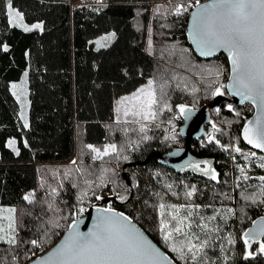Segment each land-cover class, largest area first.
Returning <instances> with one entry per match:
<instances>
[{
  "label": "trees",
  "instance_id": "trees-1",
  "mask_svg": "<svg viewBox=\"0 0 264 264\" xmlns=\"http://www.w3.org/2000/svg\"><path fill=\"white\" fill-rule=\"evenodd\" d=\"M84 1L71 7L70 0H11L27 24L43 25L25 32L9 23V0H0V208L16 211L15 243H0V264H27L40 256L39 248L48 251L76 219L78 205L104 192L113 209L129 215L178 264H194L187 247L183 259L172 251L189 240L197 245L207 241L195 264H264L259 251L264 239L244 235L264 216V182L259 179L264 155L241 138L252 106L218 101L191 141L188 166L174 169L152 156L185 146L180 105H209L218 97L215 88L227 84V57L199 58L189 44L187 25L197 0H190L193 6L182 15L174 9L187 7L189 0ZM108 34L113 35L110 43L98 47L96 40ZM25 72L28 128L10 88ZM149 81L159 101L155 119L124 116L122 110L131 103L125 101L121 110L122 99ZM221 91L229 98L226 87ZM109 144L117 152L99 159L87 147L103 152ZM204 168L209 174L200 171ZM173 215L187 217L183 231L188 235L173 232L165 241L160 221L171 230Z\"/></svg>",
  "mask_w": 264,
  "mask_h": 264
},
{
  "label": "snow or ice",
  "instance_id": "snow-or-ice-1",
  "mask_svg": "<svg viewBox=\"0 0 264 264\" xmlns=\"http://www.w3.org/2000/svg\"><path fill=\"white\" fill-rule=\"evenodd\" d=\"M192 6L190 0L187 7L183 4H178L174 9V14L182 15ZM196 7L198 10L191 13V35L200 50V54L209 56L217 50L223 49L228 53L231 62V83L228 85L219 84L215 88L213 95L222 96L223 92L221 89L227 87L233 95L241 97V103L247 100L256 104L258 100L259 104L257 107L264 114V0H212L211 3L204 5H200L199 0H197ZM7 11L9 23L12 26L21 27L25 32L33 29L42 30L43 25L40 23L32 25L31 28L19 23L17 18L22 20V14L12 8L11 0L7 4ZM4 50L7 51V46L4 47ZM220 74L222 73L218 70L217 76ZM25 76H27V73H25ZM12 87L16 88L17 85L14 84ZM125 101L131 103V108L124 111V116L142 117L144 120L155 119L154 108L159 104V101L155 91L152 89V81H149L147 89H139L132 97L124 98L121 103ZM163 107L171 110L167 104H164ZM228 107L231 110V105ZM179 108L186 117L192 111L186 108L185 105H180ZM117 111L119 112L120 110L117 109ZM21 119L24 120V127L27 128L28 122L23 111L21 112ZM143 130L142 127L141 131ZM172 139H175V137L173 136ZM244 139L253 147L264 150V116H258L255 124L249 121L248 126L244 128ZM14 143L15 141H9L8 146L12 147ZM87 147L96 154L94 159L117 152L115 144L107 145L103 152L92 145ZM235 151L240 152V148H235ZM253 155L255 154L253 153ZM124 159H127V157H124ZM203 163L207 164L208 162L204 161ZM260 166L264 167V164ZM194 167L199 168V164H195ZM200 171L209 174V169L207 168L200 169ZM243 171L241 169L242 173ZM211 178L216 179L214 172L211 174ZM244 179H248V177L245 176ZM259 179L264 182V176L259 177ZM104 183V177L102 176L100 177V184L103 185ZM52 191L55 193L56 190L53 189ZM194 191L195 189L193 188L187 195L191 196ZM95 198L100 200L103 197L96 196ZM24 199L31 202L30 196L26 195ZM119 199L123 200L125 197L121 196ZM160 207L161 216L163 217L164 205ZM172 207L176 208L175 205ZM9 211L14 212L15 210L9 209ZM79 211L83 212L84 209L81 208ZM97 212L96 224L92 230L81 233L75 223L70 225L68 235L49 254L47 259L52 260L53 264H171L168 257L161 254L142 233L133 227L129 218L124 216L123 213H116L111 207L97 209ZM190 215L191 213L189 212ZM9 219L8 228L14 231V220ZM171 219L176 221L171 230H168L170 225L167 221L163 218L160 221V230L164 233L165 241L172 238L173 232L187 237L188 233L183 231L184 221L187 217L180 219L173 215ZM212 219H215V217ZM253 223L255 224L256 222L254 221ZM187 227L190 229L191 224L189 223ZM204 227H207V225H204ZM2 231L4 229L0 226V232ZM244 235L245 237L252 236L253 239L258 236H264V219L260 222L258 232L253 233V230H249ZM0 239H3V237H0ZM7 242L14 244V237L9 238ZM31 243L34 246L38 244L36 240L31 241ZM244 243L247 245L248 240L245 239ZM206 244L207 241L197 245L189 240L186 245L182 244L180 248L173 246L172 251L178 252L183 259L186 255L183 249L187 247V251L191 253L195 264L197 252L202 251ZM259 251L264 253V243H260ZM251 255L252 253L249 252L248 256ZM39 264H45V262L40 261Z\"/></svg>",
  "mask_w": 264,
  "mask_h": 264
},
{
  "label": "water",
  "instance_id": "water-1",
  "mask_svg": "<svg viewBox=\"0 0 264 264\" xmlns=\"http://www.w3.org/2000/svg\"><path fill=\"white\" fill-rule=\"evenodd\" d=\"M212 0H208L205 2L200 3V5H204V4H208L211 3ZM197 7L195 6L192 10L191 13L197 11ZM191 30H192V16L190 14L189 20H188V25H187V37L189 40V44L191 45L192 49L194 50V52L197 54V56L199 58L202 59H211V58H215L218 57L220 55H225L228 59V63H229V76H228V80H227V84L231 83V62L229 60L228 57V53L223 50H217L214 54L209 55V56H204L200 54V50L197 48L193 37L191 35ZM227 93H228V97L226 98L224 96H218L211 104L206 105L200 109H191V113L187 115V117L184 114V125L182 127V131H181V135L183 136V139L185 140V146L181 149H176L171 151L168 154H160V153H154L152 154V156H155L160 164L169 166L171 168L174 169H180V168H184L186 166H188L192 160V152H191V141L192 139L197 136L199 133H201L204 129V126L209 122L210 116H209V110H213L216 109L217 105H218V101H222V100H229L232 101L234 104L239 105V106H244L246 104H249L250 106L253 107V115L251 116V118L244 124L242 130H241V138L242 140L245 142V144L247 146H249L251 149L262 153L264 155V150L258 149L253 147L252 145L248 144L247 141H245L244 139V128L246 126H248L249 121H252L253 124H255V121L257 119L258 116H264V114L261 113L260 109L257 107V105L259 104V101L257 100V103L254 104L251 101H247L245 100L243 103H241V97L237 96V95H233L231 93V91L226 87ZM132 164H126L124 166V168H127L129 166H131ZM110 200L106 199L104 200V204H107ZM106 207L104 206H94L91 207L84 215L80 216V217H76V219H74L70 225H73L74 223L77 225L78 227V231L81 233H86L89 232L90 230H92L94 228V225L96 224V220H97V216H98V212L97 209H105ZM113 209V208H112ZM116 213H123L124 216H127L131 222V225L133 227H135L140 233L143 234V236L156 248L159 250V252L161 254H163L164 256L168 257V260L171 262V264H178L176 263L171 256L163 249L161 248L154 240L153 238L146 232L144 231L129 215H127L126 213L113 209ZM262 219H264V216L258 217L256 218L254 221L256 222L255 224L252 223V225L247 229L246 233L249 232V230H253V233L258 232L259 231V227H260V222L262 221ZM69 225V226H70ZM69 226L66 229V231L63 233V235L61 236L60 240L52 247L50 248L48 251H46L45 253H43L42 255L36 257L35 259L31 260L30 262H28L27 264H39L40 261H44L45 264H53L52 260H48L47 258L49 257V254L52 253L57 246H59L63 240L65 239V237L68 235L69 233ZM252 237V236H249ZM261 239H264V236H258L256 237L254 240L255 241H260Z\"/></svg>",
  "mask_w": 264,
  "mask_h": 264
},
{
  "label": "rangeland",
  "instance_id": "rangeland-1",
  "mask_svg": "<svg viewBox=\"0 0 264 264\" xmlns=\"http://www.w3.org/2000/svg\"><path fill=\"white\" fill-rule=\"evenodd\" d=\"M12 8H13V7H12ZM13 9H14L15 11H18V10L15 9V8H13ZM8 17H9V16H8ZM17 20L19 21V23L25 24V25H27V26L30 27V28H31V26H32V25L27 24V23L24 21V19L19 20V18H17ZM17 28L23 30V28H21V27H17ZM39 30H40V29H39ZM103 37H113V35H112V34L104 35V36L98 38V39L96 40V43H95V44L97 45V41H98V40H101V38H103ZM97 46H98V45H97ZM98 47H100V46H98ZM21 84H23V83H21ZM148 86H149V84L146 85V87H145L144 89H147ZM28 94H29V88H28V90H27V88H24V90H20V91H18L16 88H14V97L16 98V100H17V102H18V104H19V106H20V119H21V112L23 111V114H24L25 118L27 119L28 127H29V112H30L29 102H30V99H29ZM18 97H19V99H18ZM122 101H124V98L122 99ZM123 108L125 109V102L122 103L121 110H122ZM130 108H131V107H130ZM130 108H129V109H130ZM122 112H124V111L122 110ZM21 121H22V123H23V125H24V120L21 119ZM143 121H144V119H143ZM28 127H27V128H28ZM211 127H213V126L211 125ZM211 127H210V128H211ZM212 132H213V130H212L211 133L209 134L208 139L212 137ZM13 147H14V146H12V148H13ZM30 199H31V198H30ZM87 200H88V199H87ZM87 200H86V201H87ZM89 204H90V203H88V204H84V205H89ZM78 206H80V205H78ZM9 209H14V210H15V208H13V207H1V208H0V226H2L3 229H4V231L0 232V237H3V239H0V243H8V242H7L8 239L11 238V237H15V234H16V216H15L16 211L11 212V211H9ZM9 218H11V219L14 220V231L9 230V228H8V225H9V223H10V219H9Z\"/></svg>",
  "mask_w": 264,
  "mask_h": 264
},
{
  "label": "built area",
  "instance_id": "built-area-1",
  "mask_svg": "<svg viewBox=\"0 0 264 264\" xmlns=\"http://www.w3.org/2000/svg\"><path fill=\"white\" fill-rule=\"evenodd\" d=\"M97 1L100 4H104L103 0H97ZM205 1H208V0H203V2H205ZM83 4H85L84 0H70L71 7L79 6V5H83ZM97 196H102L103 198L100 200H97L96 198H89L87 201L83 202L82 205L77 208V217L84 215L91 207H94V206H104L106 208H109V207L113 208L112 201H109L107 204H104V200L109 199L110 195H108L106 192H104V193L97 194ZM88 203H90V204L84 205V204H88ZM81 208L84 209L83 212L79 211V209H81ZM43 253H45L44 249L42 247L39 248V254L42 255Z\"/></svg>",
  "mask_w": 264,
  "mask_h": 264
},
{
  "label": "crops",
  "instance_id": "crops-1",
  "mask_svg": "<svg viewBox=\"0 0 264 264\" xmlns=\"http://www.w3.org/2000/svg\"><path fill=\"white\" fill-rule=\"evenodd\" d=\"M111 39H112V37H107V39H105V37H103V38H101V40L97 41V45L98 46L108 45L110 43ZM25 73H27V72H25ZM25 73H24V75H23V77H22V79L20 81L14 82V83L11 84L10 88H11V92H12L13 95H14V88L12 86L14 84L17 85L16 89L18 91L24 90V88H27V90H28V73H27V76H25ZM21 83H23V84H21ZM28 96H29V94H28ZM29 106H30V102H29ZM11 141H14V140H11Z\"/></svg>",
  "mask_w": 264,
  "mask_h": 264
}]
</instances>
